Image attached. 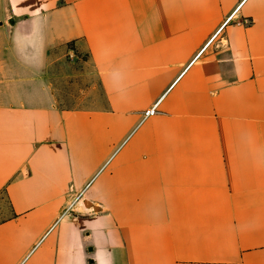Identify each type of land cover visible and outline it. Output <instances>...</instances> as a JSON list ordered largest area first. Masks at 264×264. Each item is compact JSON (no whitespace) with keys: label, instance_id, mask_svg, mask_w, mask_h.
<instances>
[{"label":"crops","instance_id":"0c3cea01","mask_svg":"<svg viewBox=\"0 0 264 264\" xmlns=\"http://www.w3.org/2000/svg\"><path fill=\"white\" fill-rule=\"evenodd\" d=\"M0 188V264H264V0H0Z\"/></svg>","mask_w":264,"mask_h":264},{"label":"rangeland","instance_id":"374dc122","mask_svg":"<svg viewBox=\"0 0 264 264\" xmlns=\"http://www.w3.org/2000/svg\"><path fill=\"white\" fill-rule=\"evenodd\" d=\"M61 58L52 68L51 79L58 93V104L64 109L85 107L91 97L89 93L88 56L77 52H60ZM99 94V91H97ZM9 202L5 190L0 188V221L9 214Z\"/></svg>","mask_w":264,"mask_h":264},{"label":"built area","instance_id":"2783aa9c","mask_svg":"<svg viewBox=\"0 0 264 264\" xmlns=\"http://www.w3.org/2000/svg\"><path fill=\"white\" fill-rule=\"evenodd\" d=\"M231 18V17H230ZM229 18V19H230ZM228 19V20H229ZM160 104V101H158L154 106H152L151 108L147 109L146 111H144L143 113V118L142 120L140 121V124L141 125L144 121H146L148 118H151L153 117L157 112H158V106ZM81 195H79V197H77V199L80 198Z\"/></svg>","mask_w":264,"mask_h":264},{"label":"water","instance_id":"95a60500","mask_svg":"<svg viewBox=\"0 0 264 264\" xmlns=\"http://www.w3.org/2000/svg\"><path fill=\"white\" fill-rule=\"evenodd\" d=\"M85 205L87 207H93L94 209H97L98 208L94 203H92L90 201H85Z\"/></svg>","mask_w":264,"mask_h":264}]
</instances>
